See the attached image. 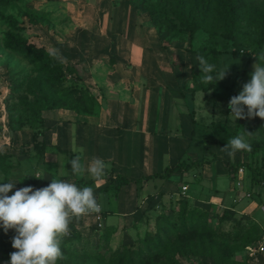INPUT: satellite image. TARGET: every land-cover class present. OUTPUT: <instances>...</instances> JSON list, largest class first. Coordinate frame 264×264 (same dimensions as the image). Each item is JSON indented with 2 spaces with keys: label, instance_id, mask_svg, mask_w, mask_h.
Instances as JSON below:
<instances>
[{
  "label": "rangeland",
  "instance_id": "rangeland-1",
  "mask_svg": "<svg viewBox=\"0 0 264 264\" xmlns=\"http://www.w3.org/2000/svg\"><path fill=\"white\" fill-rule=\"evenodd\" d=\"M156 1H0V179L18 181L8 195L28 185L39 188L36 177L24 178V176L36 175L39 173L38 168L43 167V165L38 166L43 156V150L41 151V146L38 144L41 143L39 136L42 135L45 129L44 122L48 118L47 109L41 110L42 124H39L38 117L29 113V108L36 110L39 105L32 104L28 108L24 104L32 101L31 95L27 92L31 80H37L42 73L35 72L36 66L20 53L4 46V33L11 29L8 19L14 20L16 24L11 31L16 32L27 42L42 46L47 51L53 48L59 49L63 69L74 72V75L79 76L80 79L81 72L103 73L116 72V70L132 72L133 69L131 70L129 66L130 63H134L133 48L137 45L149 49L151 58L168 59L178 71L189 72L190 85L182 88L185 91L199 92V95L197 93L187 100L189 104L186 105L189 110L186 114L190 115V118L205 123L211 118L210 111L213 112L214 120L222 117L225 108L228 109L229 101L224 92L236 90L238 94L243 83L250 80L256 57L264 54V29L260 34L259 27L253 19L255 11L264 9V0H247L253 14L250 8L249 15L240 18L239 24L232 31L233 38H223L218 34L211 35L199 30L190 40L185 32L175 33L172 29L165 28V23L160 24V29L156 30L147 14L148 7ZM116 21L117 27L114 26L117 28L114 29L116 39L110 40L114 50L111 44L98 53L97 49L103 46L104 42H108L109 32L105 29L107 23L111 22L114 25ZM66 52L70 53L69 56ZM198 55L215 64L217 72L229 64L225 78L217 81L215 85L214 82L213 85L203 82V74L196 59ZM258 62L264 64V61ZM141 63L144 68L146 61L143 60ZM141 70L137 67L134 72ZM71 77L65 75L58 83L48 82L51 84L49 94L55 104L63 102L64 105H69L75 102L73 97H66V91L78 84ZM232 81H235L233 87L230 86ZM86 86L89 89L87 93L95 96L96 100L98 95L103 97V88ZM127 87L126 83H117L114 84L115 92H109L113 95H121ZM185 101L186 98L182 99L183 104ZM39 104L44 106L42 100ZM191 110H194L193 116ZM229 120L232 122L233 117L230 116ZM249 126L258 128L260 123L248 125L245 127L246 131L250 129ZM37 133L39 134L35 138L38 140L34 143L33 134ZM189 150L178 160L187 156L189 160L196 159L201 164L192 166L191 170L182 171L184 174L180 177L166 179L169 181L162 193L159 194L157 191L158 185L162 183L159 178L150 179L151 181L146 185L136 188V203L130 207V212L128 211L132 216L131 226H127L130 233L123 234V226L119 225L116 229L102 227L98 215L95 214L92 223L80 220L82 227H87L86 234L82 235L79 224L73 223L77 222L74 219L70 225V234L64 237L61 243L64 258L57 261V264H119L117 258L128 249L133 250V253L138 250L146 252V242L152 245L157 243L158 238L163 242L167 240L165 234L159 233L171 222H177V216L183 206L184 211H192L194 217L199 211L205 212V223L208 228L205 234L211 232L212 237L221 244L222 255L213 259L210 256L192 254L190 249L184 246L189 237L185 234L177 241L170 238L171 241L165 244L160 257L164 264H169L171 261L173 264H264V253L250 258L243 247V244L264 240V165L259 154L250 158L244 150L237 151L231 156L227 153L229 157L227 160L231 164L236 161L243 163L238 166L242 168V172L238 174L237 169L226 171L229 183L222 189L215 181L217 171L203 164L205 162L208 164L211 158L207 154L206 147L198 144L189 147ZM254 166H259L260 170L253 176L250 168ZM44 172L49 171L44 170ZM108 174H112L110 168L107 169L106 175L99 179L89 175L72 178L80 187H94L93 183L97 181L96 185L100 186L99 191L112 199L116 195L110 190H104L108 182L106 179ZM237 181L239 185L236 184ZM4 182L7 181H0V183ZM143 190V197H138ZM94 192L96 194V190ZM105 232L109 233L106 241L103 234ZM14 235L13 229L5 233L0 227V264H8L9 254L16 251L11 244ZM245 238H248L246 243H244ZM178 246H182V250ZM134 257L137 261L135 254Z\"/></svg>",
  "mask_w": 264,
  "mask_h": 264
},
{
  "label": "crops",
  "instance_id": "crops-1",
  "mask_svg": "<svg viewBox=\"0 0 264 264\" xmlns=\"http://www.w3.org/2000/svg\"><path fill=\"white\" fill-rule=\"evenodd\" d=\"M114 26L117 27V21L114 25L111 22L107 23L105 29L109 32L108 42H104V45L97 49L98 53L112 44L110 40L116 39L114 31L117 28ZM154 45L156 46V43ZM66 53V55L70 54ZM133 54L134 63H130L129 66L131 70L133 69L132 72H117V70L103 73L81 72V81L84 85L103 88V97L98 95V106L94 115L77 113L66 108L46 111L48 118L44 122L45 129L39 136L44 146L43 156L38 164L43 167L38 168L39 173L36 174L43 177L36 179L39 188L46 186L44 184L50 183V179L53 178L73 182L72 177L88 176L87 173L82 175L71 173V165L65 160L67 158L70 160L74 154L82 157L83 164H87L93 157H100L105 160L112 173L107 176L121 174L130 180L140 175L160 172L165 165L174 164L185 152L190 151L189 147L198 144L204 145L208 151L207 154L211 157L214 155L222 160L229 158L227 152L215 143L190 139L193 124L190 115L186 114L189 110L186 103L189 104L187 100L197 93L199 95V92L185 91L182 88L190 85L189 72L178 71L168 59L151 58L149 49L142 46L136 45L133 48ZM143 60L146 61L144 68L141 63ZM147 60H149L148 64ZM137 67L142 69L141 72H134ZM235 79L237 80V76ZM234 82L230 83L231 87L234 86ZM117 83L128 85L121 95H113L109 92H115L114 84ZM224 93L229 99L237 95L236 90ZM185 98L186 101L183 104L182 99L185 100ZM226 113L229 117L232 116L229 114V107ZM238 119L241 123L244 121L243 124L246 125L264 121L258 116ZM203 164L217 171L215 181L224 189L229 181L223 162L210 161L208 164ZM63 167L68 171L67 175L64 174ZM44 170L49 172H44ZM183 174L184 172L175 171L167 179L180 177ZM160 180L162 183L158 185L157 190L159 194L163 192L169 181ZM149 181L151 180L147 179L140 184L129 182L119 187L116 197L112 199L99 191L100 186L96 185L97 181H95L93 183L94 191L96 190L95 195L102 205V211L97 214L100 225L113 229H116L118 225L123 226V234H128L127 226L130 227L132 224L129 209L136 203V188L146 185ZM141 189L142 187L139 190ZM143 192L144 190L138 197H143ZM94 215L83 216L76 220L77 222H73L79 224V231L82 235L86 234L87 227H82L80 220L92 223Z\"/></svg>",
  "mask_w": 264,
  "mask_h": 264
},
{
  "label": "trees",
  "instance_id": "trees-1",
  "mask_svg": "<svg viewBox=\"0 0 264 264\" xmlns=\"http://www.w3.org/2000/svg\"><path fill=\"white\" fill-rule=\"evenodd\" d=\"M249 5L247 0H157L148 7L147 14L150 23L156 27V30L160 29V24L165 23V28L169 30L172 29L175 33L179 31L185 32L189 40L192 39L193 34L199 30L205 31L211 35L218 34L223 38L231 39L233 38L232 31L239 24L240 18L244 15H249V9L251 8ZM253 19H255V24L259 27V33L262 34L264 29V9L255 11ZM8 23L10 28L14 29L16 25L15 21L8 19ZM11 29L9 32L4 33V46L20 53L23 57L28 59L31 64L36 66L35 72L42 73L37 80H31L30 88L27 90L32 97L31 103L24 102L28 108L32 106V104L39 105L36 110L29 108V113L38 117L39 124H42V122H40V111L44 109L66 108L83 114H93L96 112L98 103L95 96L87 93L89 89L86 85H83L79 76L74 75V72L70 70L63 69L62 59L59 61L53 59L49 56V51L45 50L42 46H36L31 42H27L16 32H12ZM161 46L164 47V45ZM188 51L192 53V51ZM65 75L69 77L73 75L71 78L78 83L66 91V97H73L75 102L69 105H64L63 102L55 104L53 97L49 94L51 84L48 82L58 83L59 79L63 78ZM80 86H84L85 88H81ZM41 100L44 102V106L39 104ZM211 109H213V107H211ZM193 114L194 110H191V116H193ZM210 117L211 118L205 123H202L200 120L197 121L192 117L190 118L193 124L190 132L191 140L212 142L219 147H223L230 138L244 130L246 131L245 127L248 126L241 123L238 118L230 122L226 109L223 111L221 118L214 120L212 111H210ZM249 127L250 129L248 132L252 133V150L247 151V153L250 158L255 157L258 153L264 165V122H261L258 128L255 126ZM38 134L39 133L36 135L33 134L34 143L38 140L35 138ZM38 145L41 146L42 151L44 147L43 143L41 142ZM35 146H37V144H35ZM210 161L223 162V167L226 171H235L239 165L243 164L240 161L231 164L227 159L222 160L214 155L208 160V162ZM199 164H201L199 160L191 161L186 156L172 165L164 166L160 172L140 175L133 180L127 179L121 174H115L112 177L109 175L107 176L108 184L104 189L110 190L116 195L119 187L129 182L140 184L152 178L165 180L172 172L187 171L192 166ZM259 170V166H254L250 168V173L254 176ZM76 184L79 186V183ZM177 217V222H171L168 224L169 226L166 225L168 227L166 229L163 228L159 233L165 234L167 239L165 242L160 238L157 239L156 244L151 245L150 242H146V252L138 250L136 253H133V250L128 249L127 252L120 254L117 258L119 264H164L160 260V257L163 254L165 244L170 242L171 239L177 241L180 236H185V234L189 235V237L184 246L188 247L192 254L210 256L213 259H216V256L222 255L221 244L212 237L213 235L211 232H209L210 234H205L206 229H208L205 223V212L199 211L198 215L194 217L192 211H184L183 206L182 211ZM188 232L191 233L189 234ZM103 234L104 241H106L109 233L105 232ZM191 237L194 238L191 239ZM246 241H248V238H245L244 243H246ZM243 245L246 246L249 244ZM103 247H105L104 242ZM178 247L182 250V246ZM134 254L137 257V261L135 260ZM169 264H173V261L169 262Z\"/></svg>",
  "mask_w": 264,
  "mask_h": 264
},
{
  "label": "clouds",
  "instance_id": "clouds-1",
  "mask_svg": "<svg viewBox=\"0 0 264 264\" xmlns=\"http://www.w3.org/2000/svg\"><path fill=\"white\" fill-rule=\"evenodd\" d=\"M48 54L57 61L62 59L59 49L53 48ZM256 58L250 80L243 83L238 94L228 101L229 114L234 121L253 116L264 119V64L258 62L264 61V54ZM196 59L203 82L208 85L214 82L215 85L225 78L229 64L217 72L216 65L204 56L198 55ZM251 134L244 130L230 138L223 150L230 156L240 150L251 151ZM81 159L80 155L74 154L70 160H65L71 165L72 174L87 173L94 179L106 175L108 164L104 159L93 157L87 164ZM64 174H68L66 169ZM27 176L43 178L39 175H25L24 178ZM0 181H7L0 183V227L5 233L9 229L15 231L11 244L16 251L9 254L8 264H57L64 258L61 243L70 234L73 220L102 211L91 186L80 187L69 180L53 178L47 186L34 188L28 185L8 195L18 181Z\"/></svg>",
  "mask_w": 264,
  "mask_h": 264
},
{
  "label": "built area",
  "instance_id": "built-area-1",
  "mask_svg": "<svg viewBox=\"0 0 264 264\" xmlns=\"http://www.w3.org/2000/svg\"><path fill=\"white\" fill-rule=\"evenodd\" d=\"M241 172H242V168L238 167L237 173L240 174ZM236 184L239 185V181H237ZM181 187L185 188V186H181ZM244 250L248 257H253L257 254H262L264 253V240H259L253 244L246 245L244 246Z\"/></svg>",
  "mask_w": 264,
  "mask_h": 264
}]
</instances>
